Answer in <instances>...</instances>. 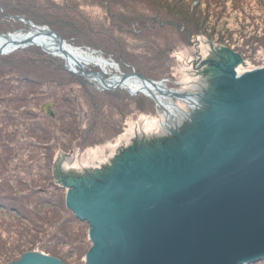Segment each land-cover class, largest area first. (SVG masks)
Segmentation results:
<instances>
[{"label": "trees", "instance_id": "16d2710c", "mask_svg": "<svg viewBox=\"0 0 264 264\" xmlns=\"http://www.w3.org/2000/svg\"><path fill=\"white\" fill-rule=\"evenodd\" d=\"M91 1L96 10L66 0H0V35L27 33V25L14 19L18 17L48 27L71 46L103 51L123 71L151 81L169 78L173 53L197 39L231 49L255 69L264 66L254 60L264 54V0ZM231 16L255 25V34H243L240 25L238 34L223 31L215 40L204 23L201 28L194 21L202 17L215 26ZM46 105L54 116L44 113ZM157 110L141 94L96 92L69 73L63 60L38 47L0 55V264L17 262L29 252L63 264L74 259L86 264L92 247L89 226L66 207L67 188L54 180L58 155L114 141L128 117L155 116ZM248 264H264V259Z\"/></svg>", "mask_w": 264, "mask_h": 264}, {"label": "water", "instance_id": "95a60500", "mask_svg": "<svg viewBox=\"0 0 264 264\" xmlns=\"http://www.w3.org/2000/svg\"><path fill=\"white\" fill-rule=\"evenodd\" d=\"M14 19L29 31L42 28L68 66L66 42L57 33ZM26 36L12 50L0 49V55L28 46L40 48L33 44L35 37ZM223 54L226 62L207 64L224 73L228 84L220 89L227 94L165 90L175 100L176 96L195 100L199 110L193 118L194 134L182 136L174 122V127L164 125L176 151L150 156L128 150L100 183L79 179L67 185L66 207L89 226L92 247L86 264H248L264 259V66L237 76L241 59L227 50ZM78 69L82 72L68 71L100 91L122 89L123 82L134 76L162 93L156 82L134 71L119 73L121 84L113 87L106 84V74ZM96 79L100 86L91 82ZM147 94L167 120L168 112L156 96L150 90ZM44 113L54 116L51 105ZM10 264L63 263L29 252Z\"/></svg>", "mask_w": 264, "mask_h": 264}, {"label": "rangeland", "instance_id": "374dc122", "mask_svg": "<svg viewBox=\"0 0 264 264\" xmlns=\"http://www.w3.org/2000/svg\"><path fill=\"white\" fill-rule=\"evenodd\" d=\"M42 1L45 4H58L64 0H42ZM66 1L74 6H81L86 8L89 7L92 8L93 10H96L98 8L92 3L91 0H66ZM194 5L197 6L198 3L195 2ZM197 20L202 24L201 28L203 27V23H204L203 28H208V31L205 30L206 34L211 36L215 40H217L222 36L223 31H226L227 33H232L237 31L238 34L239 30L242 29L243 34H247L250 36L255 34L253 33V29H255L254 27L255 25L253 26L250 25V27H248L244 23H239L238 20H236L233 16L229 17L225 21V23L219 22L215 26H213L215 23L214 24L209 22L207 23L205 22V20L202 19V17L199 19L196 18L194 21L198 23ZM200 23L198 24L200 25ZM240 25L242 26L239 29ZM209 26H213V27H209ZM234 37H237V35H235ZM131 43L134 44L133 41H131ZM72 47L80 51H88V53H95L94 55L95 58H100L110 63V65H113L112 67L114 68L115 66L116 68L118 67L117 69L120 70L122 73H131L133 71V70L130 72L123 71L120 65L118 64L119 62L116 61L111 56L105 55L103 51L90 48L88 46H72ZM224 50H227L229 53L236 55L235 53L230 51L231 49L220 48L219 45L213 44L204 39H197L194 43H192L189 46H180L173 53L174 65L171 68L170 77L166 79H162L161 81L164 82V86L166 88L174 89L177 92L180 91V92L197 93V92H201L202 90H205L208 93L227 94L226 92H223L220 89L222 86L228 84V80H226L223 77L224 73L217 71L215 72L213 66L207 64V61L209 60H213L216 62H219L220 60H224L223 62H226L227 54H223ZM218 56H220V58H218ZM254 60L264 61L263 52H259ZM253 69L255 68L252 62H248L242 59L238 64V66L235 68V70L238 72L251 71ZM91 70L98 71L94 68H92ZM108 70H109L108 73L110 72L109 74L112 73L115 75L118 73L117 71L112 69L110 70L109 68ZM161 81H155V82H161ZM88 84L90 83L88 82ZM93 88L95 89L96 92H100V90H98L97 88L95 87ZM180 108L184 112L191 114V116L194 119L198 117L196 112H192L188 108V106L180 105ZM162 116H163V112L159 108L156 111L155 116L132 115L126 119L125 122L126 127L122 135H120L114 141L107 142L102 145H97L87 150H81V151L74 150L72 153L68 155H62L61 153H59L58 155L59 158L57 160L58 162L55 163L53 169L55 182L64 188H66L67 185L73 184L75 180H79V179L96 180L100 183L102 179L109 177L114 167L117 165V162L122 161L121 157L123 155H126L128 150L133 151L134 149H136L135 152L136 151L145 152L150 156L151 155L154 156L158 154L159 156H162L165 154V150L169 152L176 151L177 147L174 145L175 143L174 138L170 136L168 132H166L163 129L164 122ZM151 120H153L152 123L155 122V125H152L147 130L148 123ZM194 126L195 125L193 124V119L184 118L181 121L179 132L182 136H185L186 133L189 131L194 134L195 132H197ZM70 264H79V263L76 259H74V262H71Z\"/></svg>", "mask_w": 264, "mask_h": 264}, {"label": "bare ground", "instance_id": "6f19581e", "mask_svg": "<svg viewBox=\"0 0 264 264\" xmlns=\"http://www.w3.org/2000/svg\"><path fill=\"white\" fill-rule=\"evenodd\" d=\"M42 31H43L42 28H39L36 30L34 29L33 31H28L27 33H24V34H20L19 36H17L16 34H11L10 38H0V49L5 48V51L12 50L16 45L24 42L25 35L27 34L26 37H31L32 39L35 37V39L33 40V44L39 46L45 52L53 54V56H56V57L61 56L59 46L56 43H54L52 40H50L48 37H46L42 33ZM64 54L67 55L66 60L68 61L69 69L80 73L82 71H80L78 69V67H82L83 72L86 74H88V73L91 74L92 72H101V73L106 74L105 79H107V81H108L106 83L107 85L114 87L116 85L121 84L118 82L119 81L118 76H119V73H122V72L120 70H118L116 67L115 68L112 67L113 65H110V63H108V62H106L100 58H91L87 54L80 52L79 50L73 48L71 45H69L67 43H65V46H64ZM61 60L64 61V59H61ZM92 68L97 69L98 71H92L91 70ZM108 68L110 70L111 69L115 70L118 73L115 75L112 73L109 74L110 72L108 73V71H109ZM235 72H236L237 76H241L242 74H244L246 72H250V71L238 72L235 70ZM91 82L96 86H100V84H101L100 81L97 79L91 80ZM156 86L159 89V91H161L162 93H156L155 89L151 85H149V84L142 85L136 77L131 76L123 82L122 90L133 93L134 95H131L129 93L131 96H137V95L141 94V95H144L148 98H150V97L147 94V90H150L156 96L157 102L168 112L167 113V120H165L164 114L162 116L163 122H164L163 125H166L168 127H174V125H173V122H174V123H176L175 126L177 127L178 130L180 128V124H181L182 119H184V118L185 119H193L191 114L184 112L180 108V105L181 106L182 105L188 106V108L192 112L199 111L196 108H194V102L196 103L195 100H193L191 98L180 97V96H176V100H175L173 97H171L170 94L168 93V91L165 92V90H167V89L170 91H175V90L166 88L164 86L163 81L156 82ZM116 90H118V89H116ZM136 92H142V93L136 94ZM178 92H180V91H178ZM189 93L194 94L195 92H189ZM156 106H157V104H156ZM198 106H201V105L199 104ZM153 120L149 121L147 130L152 125H155V122L152 123Z\"/></svg>", "mask_w": 264, "mask_h": 264}, {"label": "built area", "instance_id": "2783aa9c", "mask_svg": "<svg viewBox=\"0 0 264 264\" xmlns=\"http://www.w3.org/2000/svg\"><path fill=\"white\" fill-rule=\"evenodd\" d=\"M80 51V50H79ZM80 52H82V53H84V54H87L88 56H90L91 58H95V53H88V51H80ZM114 64V63H113ZM109 65V64H108ZM116 67V66H115ZM118 68V67H117Z\"/></svg>", "mask_w": 264, "mask_h": 264}]
</instances>
